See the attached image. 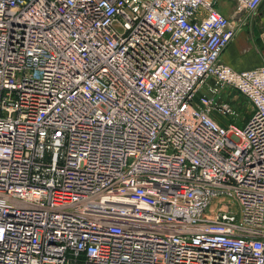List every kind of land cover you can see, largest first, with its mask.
Segmentation results:
<instances>
[{"label":"built area","instance_id":"2783aa9c","mask_svg":"<svg viewBox=\"0 0 264 264\" xmlns=\"http://www.w3.org/2000/svg\"><path fill=\"white\" fill-rule=\"evenodd\" d=\"M263 2L0 0V264H264Z\"/></svg>","mask_w":264,"mask_h":264},{"label":"crops","instance_id":"0c3cea01","mask_svg":"<svg viewBox=\"0 0 264 264\" xmlns=\"http://www.w3.org/2000/svg\"><path fill=\"white\" fill-rule=\"evenodd\" d=\"M258 14V18L254 17L248 22L237 36L225 47L220 55L221 62L236 71L252 69L264 65V12L259 10ZM259 24L262 25L263 32L259 35L260 43L257 45L252 43V40L249 39L247 29L252 25ZM235 98L236 103H239L240 106L237 107L240 109H248V104L244 103L237 96H235Z\"/></svg>","mask_w":264,"mask_h":264},{"label":"rangeland","instance_id":"374dc122","mask_svg":"<svg viewBox=\"0 0 264 264\" xmlns=\"http://www.w3.org/2000/svg\"><path fill=\"white\" fill-rule=\"evenodd\" d=\"M228 3V9L226 10V12L228 13L227 15L229 16V19H230V24L231 26L234 25V22L232 23V19L234 18V12H233V4L232 2H229V1H226ZM262 12H264V2L263 4L261 5L260 9ZM259 14L257 13L256 14V18H258ZM258 22V20H257ZM242 30V29H241ZM240 30V31H241ZM239 31V32H240ZM263 32V29H262V25H252L250 27H248L247 29V33H248V37L249 39H251L252 43L254 44H257L260 43L259 41V35L260 33ZM235 96H237L240 100H242L244 103L248 104V109H240L239 107V103H236V98ZM217 98L219 100H228L235 108L236 110L238 111L239 113V116L237 117V120L235 121L237 124L241 125L244 123V121H246L250 114L252 113V105L250 104V102L246 99H244L240 93H238L237 91H234L232 89H224L221 94H219V96H217ZM237 104V105H236ZM239 106V107H237ZM216 120L221 124V125H225L229 122H234L233 119L231 118H228V119H225V118H216Z\"/></svg>","mask_w":264,"mask_h":264}]
</instances>
